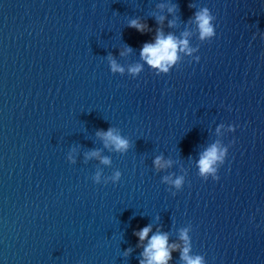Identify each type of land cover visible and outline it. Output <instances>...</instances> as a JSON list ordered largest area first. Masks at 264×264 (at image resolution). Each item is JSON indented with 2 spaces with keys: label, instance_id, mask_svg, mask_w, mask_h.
<instances>
[{
  "label": "water",
  "instance_id": "obj_1",
  "mask_svg": "<svg viewBox=\"0 0 264 264\" xmlns=\"http://www.w3.org/2000/svg\"><path fill=\"white\" fill-rule=\"evenodd\" d=\"M203 7L211 40L195 23ZM159 27L188 32L196 51L157 75L140 49ZM109 53L144 68L113 73ZM109 127L129 151L105 146L97 131ZM216 141L229 156L220 180H205L197 161ZM156 156L171 164L157 169ZM149 223L181 247L190 228L208 264H264V0H0V264H140L135 231ZM171 264H184L179 250Z\"/></svg>",
  "mask_w": 264,
  "mask_h": 264
},
{
  "label": "clouds",
  "instance_id": "obj_2",
  "mask_svg": "<svg viewBox=\"0 0 264 264\" xmlns=\"http://www.w3.org/2000/svg\"><path fill=\"white\" fill-rule=\"evenodd\" d=\"M160 8L167 7L169 13H175L179 8V4L165 5L160 4ZM189 7H195L193 4H189ZM158 21L163 24L166 17L159 15ZM195 23L199 31V36L202 40H211L217 35L216 31V16L212 13L210 8L203 7L195 12ZM175 21H169V26H173ZM129 26L137 29L139 32H150L151 27L140 18H133L129 21ZM188 32L183 33V38L176 36L174 33H165L163 27L156 29L154 39L151 41H145L140 49V56L142 61L146 62L148 66L156 70V74L169 73L180 61V53L191 55L196 49L190 46ZM133 51L131 45H127L125 51H122L120 55H125ZM107 60L109 67L113 73H124L125 71L131 73L133 76H138L143 68L144 63H136L130 65L127 69L118 62L114 55L108 54ZM196 60L199 61L200 57L197 56ZM229 110L230 106H229ZM224 125L221 124L217 127L219 132ZM229 130L235 131L237 125L230 124ZM97 135L103 138L104 144L107 147L114 148L116 151L127 152L132 147V140L130 137H126L121 132L113 127H109L107 130L100 129L97 131ZM235 143L233 139L232 144ZM75 151V149L73 150ZM87 157H98L105 164H110L111 160L107 156H101L99 150H92L85 153ZM229 156V147L222 145L219 141L212 143L201 154L197 161L199 168V174L208 180L211 177L214 180L219 181L220 166L225 164ZM69 159L75 162V157L69 154ZM171 164L170 160H165L163 156H156L154 159V165L157 169H164ZM123 173L120 170L105 180L107 184L110 180L113 184L119 183ZM102 176L100 172H97L94 176V182L100 184ZM163 180L169 185L179 191L184 187L185 177L166 175ZM172 191V189H169ZM177 191H172V195H176ZM151 233V235H150ZM135 235L139 238L140 246L143 247V252L140 260V264H171L172 253L179 250L181 253V259L184 264H208L207 259L203 255L191 253V236L190 228H182L180 230V239L183 241V246L176 242H170V236L168 232L157 230L153 232V226L151 223L143 226L135 231ZM146 241V243H145ZM133 249L129 247L125 251V255H130Z\"/></svg>",
  "mask_w": 264,
  "mask_h": 264
}]
</instances>
